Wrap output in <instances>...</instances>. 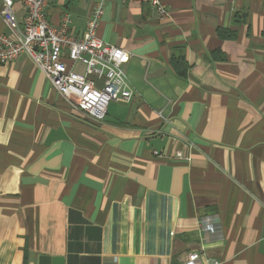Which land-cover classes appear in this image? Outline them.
Segmentation results:
<instances>
[{
    "label": "crops",
    "instance_id": "0c3cea01",
    "mask_svg": "<svg viewBox=\"0 0 264 264\" xmlns=\"http://www.w3.org/2000/svg\"><path fill=\"white\" fill-rule=\"evenodd\" d=\"M93 1L47 18L80 37ZM164 1L105 3L133 96L102 121L27 54L0 63V264H264V0Z\"/></svg>",
    "mask_w": 264,
    "mask_h": 264
},
{
    "label": "built area",
    "instance_id": "2783aa9c",
    "mask_svg": "<svg viewBox=\"0 0 264 264\" xmlns=\"http://www.w3.org/2000/svg\"><path fill=\"white\" fill-rule=\"evenodd\" d=\"M107 1H93L83 34L77 37L69 27L67 14L58 26L49 22L47 11L51 0H1L0 14L9 33L0 32V63L27 54L71 108L95 122L102 121L111 101H128L133 96L124 69L130 53L96 35ZM147 1L159 19L167 16L164 0ZM16 2L24 8L20 19L14 11ZM75 64H81L84 70H76ZM154 154L162 155L156 150ZM173 158L189 159L181 150H176ZM206 227L210 232L214 229L211 225ZM199 259V253H187L182 264H197Z\"/></svg>",
    "mask_w": 264,
    "mask_h": 264
}]
</instances>
